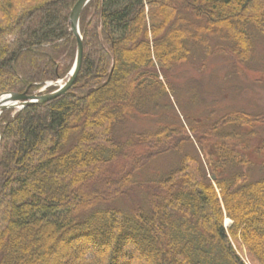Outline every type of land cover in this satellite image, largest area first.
<instances>
[{
  "label": "trees",
  "instance_id": "obj_1",
  "mask_svg": "<svg viewBox=\"0 0 264 264\" xmlns=\"http://www.w3.org/2000/svg\"><path fill=\"white\" fill-rule=\"evenodd\" d=\"M77 1L0 0V96L71 71ZM80 30L72 89L0 116V264H264V177L226 133L264 117L189 129L172 102L189 124L178 81L200 51L248 63L264 0H92Z\"/></svg>",
  "mask_w": 264,
  "mask_h": 264
},
{
  "label": "rangeland",
  "instance_id": "obj_2",
  "mask_svg": "<svg viewBox=\"0 0 264 264\" xmlns=\"http://www.w3.org/2000/svg\"><path fill=\"white\" fill-rule=\"evenodd\" d=\"M250 57L251 59L245 65L234 66L227 56L208 57L200 51L190 64L181 69L178 81V86L181 87L178 96L184 104L185 111L191 116L189 124L173 99L172 102L176 113L187 128L190 129V124L194 122L209 126V124L218 123L226 116L233 114L244 113L264 117V37H256L255 49ZM69 73L63 78H59L57 82L49 83L63 84ZM45 87L46 85L33 94L48 93V91H44ZM9 112L13 114L16 110ZM233 126L239 125H227L226 128L230 127L231 130L226 129V133L239 134V139L235 140L236 148L241 151L245 159L255 164L250 173L251 179L257 180L264 177V169L261 167L264 164V124L256 123L255 127L244 125L236 129ZM188 151L190 149H187ZM199 154L204 160V155L201 152ZM179 160V155L164 157L154 164L153 171H168L177 166ZM207 174L209 177L215 178L208 167ZM224 224L226 228H229L232 223L229 219H225ZM60 256L61 253L57 255L52 264L73 263V258L65 256L61 259ZM242 257L247 264H252L246 253Z\"/></svg>",
  "mask_w": 264,
  "mask_h": 264
},
{
  "label": "water",
  "instance_id": "obj_3",
  "mask_svg": "<svg viewBox=\"0 0 264 264\" xmlns=\"http://www.w3.org/2000/svg\"><path fill=\"white\" fill-rule=\"evenodd\" d=\"M92 0H78L73 7L70 15L71 32L76 38V55L73 67L68 75L67 80L63 84L49 83L45 87V92L50 88H55L53 92L30 94L28 89L23 94L10 93L0 96V116L7 110L21 111L26 107L36 104H46L61 96L66 95L74 86L82 65L84 58V39L80 30V19L83 10L89 5ZM213 181L215 178H211Z\"/></svg>",
  "mask_w": 264,
  "mask_h": 264
}]
</instances>
